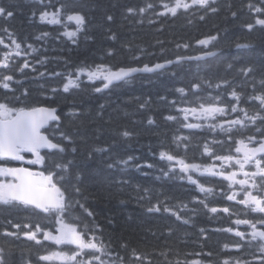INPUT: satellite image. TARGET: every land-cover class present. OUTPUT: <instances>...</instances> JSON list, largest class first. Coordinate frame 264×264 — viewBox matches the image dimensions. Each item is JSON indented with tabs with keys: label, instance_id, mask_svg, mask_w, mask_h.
<instances>
[{
	"label": "trees",
	"instance_id": "1",
	"mask_svg": "<svg viewBox=\"0 0 264 264\" xmlns=\"http://www.w3.org/2000/svg\"><path fill=\"white\" fill-rule=\"evenodd\" d=\"M184 2L190 7L179 8L173 15L165 5L173 7L176 0H0V7L13 13L0 16V37L8 35L0 50L15 47L12 40L21 44L20 55L9 61L17 74L10 89L0 87V102L12 107L58 108L60 120L47 135L65 151L45 154L38 168L47 175L56 173L54 180L73 204L66 219L76 223L86 239L94 236L105 246L103 258L110 254L113 264H224L226 260L228 264H260L264 253L251 239L252 228L236 221L255 222L264 214L238 199L229 200L230 181L224 176L184 172L177 161L202 168L214 165L225 175L233 170L205 153L203 145L209 143L216 156L234 155L236 144L227 140L228 133L208 125L242 117L241 108L256 113L261 107L254 97L264 94V25L255 22L264 19V0H209L203 7L192 0ZM62 4L65 15L79 12L85 17L75 43L62 35V24L40 20L41 12H54ZM250 24L255 26L248 28ZM69 28L74 29V23ZM43 33L48 35L38 39ZM202 40L208 43H199ZM204 51L214 54L138 75L99 92L95 89L103 86L102 80L85 78L78 88L63 89L69 74L75 79L81 67L116 69ZM25 60L30 67L21 72L18 69ZM222 81L227 83L217 88ZM194 84L200 87L193 88ZM233 90L240 94L239 102L231 97ZM201 103L229 107V114L217 115L205 125L198 118L202 127L187 130L183 125L195 116L189 113L185 120L178 109H198ZM231 105L237 106V113L230 112ZM256 127L264 125L258 121ZM254 134L259 139L254 128L237 126L233 141ZM177 137L188 139L178 142ZM161 152L175 156L176 161L162 158ZM66 161H71L67 172L54 168V162ZM201 184L212 191H200ZM3 215L0 222L9 226ZM5 246V263L19 264L23 256L37 253L25 240Z\"/></svg>",
	"mask_w": 264,
	"mask_h": 264
},
{
	"label": "snow or ice",
	"instance_id": "2",
	"mask_svg": "<svg viewBox=\"0 0 264 264\" xmlns=\"http://www.w3.org/2000/svg\"><path fill=\"white\" fill-rule=\"evenodd\" d=\"M192 4H198L200 6H206L209 4V0H192ZM151 7V5H149ZM190 5L184 0H176V3L173 7H168L165 5L167 11L171 12L173 15L176 14L177 9L184 8L188 9ZM65 5H61L54 12H41L40 20L47 21L52 24H62L65 28V31L62 33L63 36L72 40L75 43V38L78 33L83 29L85 24V17L79 12H71L65 15L63 9ZM129 12L132 9L128 10ZM143 11V9H141ZM215 11V9H213ZM11 17L13 13L8 11L6 7H0V16ZM62 16L64 17L62 19ZM108 19H111L109 17ZM258 24L264 25V19H258L256 21ZM74 23L75 28L70 29L69 24ZM249 28L252 25H248ZM48 33L41 34V37L38 39L47 36ZM3 43V40L0 39V44ZM199 43L207 44V40H202ZM12 44L15 46L16 53L15 55H20L21 44L16 40H12ZM36 51L31 44L27 46ZM12 57V53L5 52L4 58L0 59V67L8 68L9 61ZM179 59V58H178ZM43 63V61H39ZM30 67L28 60L24 61V64L18 69L23 71L24 68ZM163 65L157 64L154 68H149L147 65L144 66V71H153L154 69L162 68ZM141 69L136 68H120L119 70L113 71L111 68L105 65H97L95 68L81 67L76 70L75 79L69 74L67 82L64 83V91H68L70 87H79V78L81 75H86L88 80H102L103 87L107 88L114 81L122 80L129 76L132 72L140 71ZM246 71H251L248 69ZM43 75V74H41ZM14 77L12 75H4L0 78V87L4 89H10V82H12ZM226 81H222L216 85L217 88L221 87V84H226ZM264 83V82H262ZM199 84H194L193 88H199ZM102 89L97 88L95 91L99 92ZM53 92L56 90L53 89ZM179 92L183 93L184 89H178ZM26 94V91H25ZM231 97L237 102L240 100V94L235 90L230 93ZM219 97L216 98L219 101ZM254 99L260 102V109L256 111L254 115H249L247 109L241 108L239 112L243 113V116L237 115L235 119H224L220 123H210L208 127L215 130L219 128L222 132L228 133L227 140L229 142H234L236 144L235 154L227 156H216L212 148L209 147V143H204L203 151L209 155L215 156L216 160L227 163L229 166L238 165V170L227 173L221 170H217L215 166H205L201 167L198 164H188L183 159L178 160L177 162L181 166V170L184 172H189L195 170L196 172H207L212 175L224 176L225 179L231 181L233 184H239L242 188L249 186V181L251 179L252 183L250 187L255 188V180L259 177L261 180H264V127H256L257 122L259 121L264 125V94L257 95ZM175 103V101H173ZM178 111L184 113V119H188V114L191 113L194 116L202 117L204 120H216L217 115L226 116L229 114V107L220 106L218 103L212 104H203L199 105V108H181ZM238 109L236 105L230 106L231 113H237ZM169 120H174L176 117L169 116ZM60 117L56 114L55 108L49 107H11L8 102H0V157H12L14 159H23L20 155L21 152L28 151L36 155V159L31 161V163H41L43 162V157L40 155V150L42 148L55 149L63 153L65 151L64 147L59 143H54L52 139H49L44 132L41 131L50 121L58 122ZM151 123V121H149ZM186 128L194 129L202 127L201 124L186 123L183 125ZM239 126L240 129H247L252 127L255 129V133L259 135H251L244 137L239 140L233 141L232 132ZM61 137L65 140L71 141V137L65 136L63 133L60 134ZM124 135H129L128 132H124ZM187 137H177L178 142L187 140ZM214 144H222L224 141H212ZM255 144L256 146H250ZM179 146V145H178ZM187 148V145H184ZM75 149H73L74 151ZM242 154V157L240 155ZM161 157L166 158L168 161H176V157L167 153L161 152ZM71 161L66 162H54V168L59 172H67ZM254 165L255 171L249 172L246 171V166ZM0 172H7L11 175L18 177V183H0V205L12 206L14 204L24 205V206H34L36 209L41 210L45 214H50L55 217V222L58 225L56 228V234L52 232H44V238L47 240H54L57 244H68L75 245L80 252L84 250H93L94 253H100V255L93 256L86 262V264H104V261L101 259V256L105 252V246L102 243L96 242V237H91L90 239H85L86 234L82 233L77 229L73 224L67 223L65 217L67 216L68 210L73 206L71 201H67L65 198V193L57 186V181L54 180L56 176L55 172H49L47 176L43 173H32L27 169H0ZM167 174V173H165ZM238 175H243L244 179H237ZM39 176V180H33L32 177ZM192 183L198 184V181L192 180L191 176L188 177ZM200 191L202 192H211V188H206L204 185H199ZM79 192V189H76ZM147 191V189H145ZM244 199L240 200L239 203L249 206L254 212L264 214V198L260 196L253 195L252 191L245 190ZM229 200H235L236 194L230 195ZM76 203H79L78 201ZM83 207V205H80ZM150 211L152 209H149ZM156 210L159 211V205L156 206ZM168 210V209H165ZM212 212H216V208L211 209ZM223 211L228 212L227 208ZM91 215V213H88ZM10 222V221H9ZM237 224H247L252 228L250 233L251 239L257 241L258 248L261 253H264V218L259 219L255 222L251 220H237ZM257 225H260L258 227ZM15 228L19 229L21 225H13ZM25 227H28L25 225ZM40 231V226L36 225V231H26L24 235L31 240H35L37 243L40 241L37 239V232ZM231 231V229H229ZM9 235H15V233H9ZM237 236L244 238L245 233L237 232ZM228 247V245H225ZM235 247L240 248V245L237 244ZM80 253L74 252L71 256L61 253H52L50 255L41 256L40 259L47 261L51 260L54 256L60 259H67L69 261L75 262L78 259ZM110 255V254H109ZM139 259V256H136ZM117 259H121L117 257ZM260 264H264V256L260 257ZM2 264V262H0ZM193 264H199L198 261H194ZM224 264H228L226 260ZM239 264V261H237Z\"/></svg>",
	"mask_w": 264,
	"mask_h": 264
},
{
	"label": "flooded vegetation",
	"instance_id": "3",
	"mask_svg": "<svg viewBox=\"0 0 264 264\" xmlns=\"http://www.w3.org/2000/svg\"><path fill=\"white\" fill-rule=\"evenodd\" d=\"M0 169H8V168L0 166ZM8 178H9V176H5V172H0V183H7ZM22 210L23 211L11 210V211H7V212H2V213H4L2 218H6L8 220V223H9V226H7L4 223L0 222V249H1V259H2L1 262H2V264H12V263H5V256L7 255L6 250H5V248L7 246H5V244L7 245L8 242L14 243V242L19 241V240H25V239L21 238V235L14 232V228H13L14 226L13 225L19 224V225H21L20 228H23V229L27 228V227H25V225H27L28 227L32 225L30 213H28L26 209L22 208ZM3 221H4V219H3ZM57 227H58V225H57ZM57 227H54L52 229V231H53L52 233L54 235L56 234L55 230ZM5 231L15 233V235H11L12 237H9L7 235H4ZM23 237L27 238V236H25L24 234H23ZM28 240H30V239H28ZM27 242H29V241H27ZM64 245L69 246L68 244H64ZM9 258H11V257L9 256ZM30 258H31L30 256H27V257L23 256L22 258H20L21 261L19 264H31L32 260Z\"/></svg>",
	"mask_w": 264,
	"mask_h": 264
},
{
	"label": "water",
	"instance_id": "4",
	"mask_svg": "<svg viewBox=\"0 0 264 264\" xmlns=\"http://www.w3.org/2000/svg\"><path fill=\"white\" fill-rule=\"evenodd\" d=\"M202 57H204V56H195V57H193V58H191L190 57V59H200V58H202ZM184 58H177V59H174V60H172V61H168V62H160V63H157V64H161V65H163V67L162 68H159V69H154L153 71H144L143 69H144V66L145 65H143V66H141V67H122V68H125V69H127V68H136V69H141L140 71H136V72H132L129 76H127L126 78H124V79H122V80H118V81H114L112 84H110L109 86H112V85H115V84H119V83H121L122 81H124L125 79H127V78H130V77H132V76H135V75H137V74H149V73H152V72H155V71H158V70H161V69H164V68H168L169 66H171L173 63H177V62H179V61H181V60H183ZM157 64H154V65H147L149 68H154V66L155 65H157ZM120 69V68H119ZM118 69V70H119ZM116 71V70H115ZM49 108H51V107H49ZM52 108H54V107H52ZM56 109V114H57V111H58V109L57 108H55ZM50 123H54V122H52V121H50L47 125H45V127L44 128H42L41 129V131L43 132L45 129H47V127L50 125ZM46 135V134H45ZM41 150H47V148H42ZM48 150H55V149H48ZM24 152H28V151H24ZM22 153V152H21ZM28 153H31V154H34V153H32V152H28ZM29 171V170H28ZM29 172H32V173H35V171H29ZM15 177V176H14ZM17 180H18V182H19V179H18V177H15ZM31 179H33V180H39L40 179V177L39 176H35V177H32Z\"/></svg>",
	"mask_w": 264,
	"mask_h": 264
},
{
	"label": "rangeland",
	"instance_id": "5",
	"mask_svg": "<svg viewBox=\"0 0 264 264\" xmlns=\"http://www.w3.org/2000/svg\"><path fill=\"white\" fill-rule=\"evenodd\" d=\"M6 38H8V35H7V37H0V39L3 40V43L6 40ZM8 49H9V53H12V56H15V53H16L15 47H10ZM246 168H247V166H246ZM237 179L239 180V179H242V178L237 176ZM250 185H251V183H249V186ZM231 186L234 188V190L232 191L231 195H233L235 193L236 194V197H239L240 195H243L244 196L245 188H248L249 187V186H245L244 188H242L239 184H233L232 182H231ZM97 254L100 255V253H97Z\"/></svg>",
	"mask_w": 264,
	"mask_h": 264
},
{
	"label": "bare ground",
	"instance_id": "6",
	"mask_svg": "<svg viewBox=\"0 0 264 264\" xmlns=\"http://www.w3.org/2000/svg\"><path fill=\"white\" fill-rule=\"evenodd\" d=\"M63 48V47H62ZM162 70H165V69H162ZM51 152H53V151H51ZM237 218V217H236ZM37 249V253L36 254H40L41 253V249H39V248H36Z\"/></svg>",
	"mask_w": 264,
	"mask_h": 264
}]
</instances>
